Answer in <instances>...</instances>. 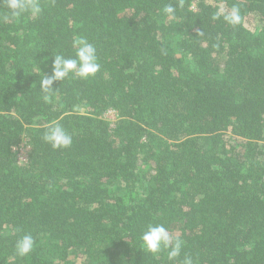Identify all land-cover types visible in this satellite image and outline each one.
<instances>
[{"label":"trees","instance_id":"trees-1","mask_svg":"<svg viewBox=\"0 0 264 264\" xmlns=\"http://www.w3.org/2000/svg\"><path fill=\"white\" fill-rule=\"evenodd\" d=\"M40 3L16 22L0 4V264H264V0ZM78 37L100 70L44 91ZM54 121L71 147L42 139ZM149 224L178 257L143 249Z\"/></svg>","mask_w":264,"mask_h":264},{"label":"clouds","instance_id":"clouds-1","mask_svg":"<svg viewBox=\"0 0 264 264\" xmlns=\"http://www.w3.org/2000/svg\"><path fill=\"white\" fill-rule=\"evenodd\" d=\"M0 4L8 10L7 15L4 17L5 21L16 22L25 14L35 17L42 10L40 0H0ZM164 11L168 16L174 17L176 8L172 4H168L165 6ZM216 16L217 18L222 16L225 22L233 26L242 22L241 9L236 5H233L227 12L223 7L219 8ZM73 47L75 48L74 58L65 57L59 53L53 56L51 75L43 76L40 81V87L44 91L53 89L52 86L55 81H62L70 74L80 79H87L100 70L97 51L92 43L83 37H78L74 40ZM42 139L50 144L53 149H66L71 147L73 143L71 134L58 121L52 122L46 128ZM141 241L143 249L151 254H157L162 249L168 250L169 260H173L180 255L183 245V241L170 234L163 224H149L141 236ZM34 247L35 240L33 236L25 234L15 242L16 255L26 257L33 251ZM182 264H194V260L190 256H185Z\"/></svg>","mask_w":264,"mask_h":264},{"label":"rangeland","instance_id":"rangeland-1","mask_svg":"<svg viewBox=\"0 0 264 264\" xmlns=\"http://www.w3.org/2000/svg\"><path fill=\"white\" fill-rule=\"evenodd\" d=\"M106 117L110 120V121H114L115 120V114L114 113H108L107 115H106ZM23 153V152H22ZM19 156L21 157V158H23L24 157V153L23 154H19Z\"/></svg>","mask_w":264,"mask_h":264}]
</instances>
